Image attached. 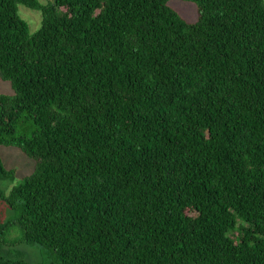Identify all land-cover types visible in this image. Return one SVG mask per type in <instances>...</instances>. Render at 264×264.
Segmentation results:
<instances>
[{
	"label": "trees",
	"instance_id": "16d2710c",
	"mask_svg": "<svg viewBox=\"0 0 264 264\" xmlns=\"http://www.w3.org/2000/svg\"><path fill=\"white\" fill-rule=\"evenodd\" d=\"M184 1L0 0V264H264V0Z\"/></svg>",
	"mask_w": 264,
	"mask_h": 264
},
{
	"label": "rangeland",
	"instance_id": "374dc122",
	"mask_svg": "<svg viewBox=\"0 0 264 264\" xmlns=\"http://www.w3.org/2000/svg\"><path fill=\"white\" fill-rule=\"evenodd\" d=\"M168 3L188 22H194L197 19L196 6L193 2L169 0ZM18 13L22 18L26 19L30 31H34L40 26L38 25L40 14L37 11L28 9L24 5H19ZM0 90L5 93L11 91L9 84L1 80ZM0 157L3 159L6 167L13 168L16 171L15 177L12 181L0 180V187L6 188V191L8 192L13 185L18 184L21 181L23 176L32 171L33 160L26 156L19 148L6 146H0ZM19 248L25 252L26 258L30 262L38 263L43 260V253L40 245L22 243Z\"/></svg>",
	"mask_w": 264,
	"mask_h": 264
}]
</instances>
